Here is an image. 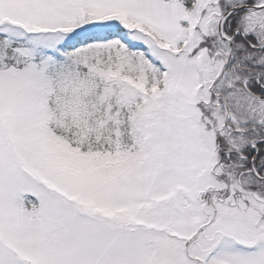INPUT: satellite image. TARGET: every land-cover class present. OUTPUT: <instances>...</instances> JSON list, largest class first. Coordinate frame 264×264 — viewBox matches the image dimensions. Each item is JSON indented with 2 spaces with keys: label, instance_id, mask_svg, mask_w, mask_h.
Returning a JSON list of instances; mask_svg holds the SVG:
<instances>
[{
  "label": "snow or ice",
  "instance_id": "obj_1",
  "mask_svg": "<svg viewBox=\"0 0 264 264\" xmlns=\"http://www.w3.org/2000/svg\"><path fill=\"white\" fill-rule=\"evenodd\" d=\"M0 264H264V0H0Z\"/></svg>",
  "mask_w": 264,
  "mask_h": 264
}]
</instances>
